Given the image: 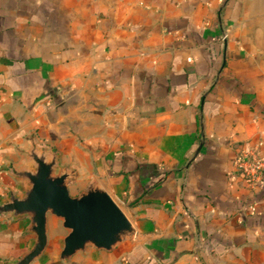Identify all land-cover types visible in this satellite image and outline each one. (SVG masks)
<instances>
[{
	"label": "crops",
	"instance_id": "crops-1",
	"mask_svg": "<svg viewBox=\"0 0 264 264\" xmlns=\"http://www.w3.org/2000/svg\"><path fill=\"white\" fill-rule=\"evenodd\" d=\"M259 142L264 0H0V203L34 148L135 229L63 261L47 214L30 264H264V177L252 189L234 164ZM29 224L0 215V264L28 252Z\"/></svg>",
	"mask_w": 264,
	"mask_h": 264
},
{
	"label": "water",
	"instance_id": "water-1",
	"mask_svg": "<svg viewBox=\"0 0 264 264\" xmlns=\"http://www.w3.org/2000/svg\"><path fill=\"white\" fill-rule=\"evenodd\" d=\"M27 156L32 170L13 171L26 183V189L20 196L8 193L7 200L0 203V215L28 218L29 232L35 235L28 252L12 264H30L42 254L47 243V214L61 219L67 230L59 254L63 261L86 247L111 251L134 236L131 222L102 187L88 183L78 195L71 196L70 176L56 172L55 155L47 157L32 148Z\"/></svg>",
	"mask_w": 264,
	"mask_h": 264
},
{
	"label": "built area",
	"instance_id": "built-area-1",
	"mask_svg": "<svg viewBox=\"0 0 264 264\" xmlns=\"http://www.w3.org/2000/svg\"><path fill=\"white\" fill-rule=\"evenodd\" d=\"M237 172L245 179L252 189L262 185L264 177V145L257 143L248 150H242L234 160ZM248 212H253V207L247 208Z\"/></svg>",
	"mask_w": 264,
	"mask_h": 264
}]
</instances>
